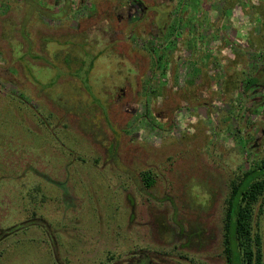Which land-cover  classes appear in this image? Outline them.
Wrapping results in <instances>:
<instances>
[{"label":"rangeland","instance_id":"obj_1","mask_svg":"<svg viewBox=\"0 0 264 264\" xmlns=\"http://www.w3.org/2000/svg\"><path fill=\"white\" fill-rule=\"evenodd\" d=\"M143 1L0 0V264H225L228 183L264 157V0Z\"/></svg>","mask_w":264,"mask_h":264},{"label":"trees","instance_id":"obj_2","mask_svg":"<svg viewBox=\"0 0 264 264\" xmlns=\"http://www.w3.org/2000/svg\"><path fill=\"white\" fill-rule=\"evenodd\" d=\"M49 16L57 17V14L50 13ZM258 82L255 76L241 81V95L247 97L254 83ZM142 180L147 186L154 181L150 171L142 172ZM228 184L222 217L225 264H264V232L261 226L264 213V157L256 159L248 170L232 178ZM37 221L27 220L17 227L8 228L5 233L27 228Z\"/></svg>","mask_w":264,"mask_h":264},{"label":"flooded vegetation","instance_id":"obj_3","mask_svg":"<svg viewBox=\"0 0 264 264\" xmlns=\"http://www.w3.org/2000/svg\"><path fill=\"white\" fill-rule=\"evenodd\" d=\"M69 2L70 1H68V3ZM131 7H134L135 9L137 8V9H139L141 11H144V10H146L147 5L145 4V2L143 0H129L128 9H129L130 12L133 11V10H131ZM149 24H150V27L152 28V30H156L157 31V34H159V35L163 34L166 25H163V24L160 25V24L155 23V22H149ZM112 40H113V38H112ZM261 85L262 84H259V83L255 84L254 83V85L252 86L253 87L252 89L255 91L256 88L258 86H261Z\"/></svg>","mask_w":264,"mask_h":264}]
</instances>
